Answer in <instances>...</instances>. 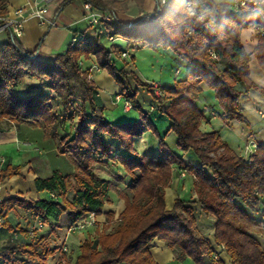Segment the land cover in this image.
<instances>
[{"label":"trees","instance_id":"trees-1","mask_svg":"<svg viewBox=\"0 0 264 264\" xmlns=\"http://www.w3.org/2000/svg\"><path fill=\"white\" fill-rule=\"evenodd\" d=\"M70 1L63 0L57 11ZM85 1L111 12L115 20L106 25L107 29L128 44L142 41L153 48H170L192 66L187 77L174 87L160 88L162 95L168 96H156L151 85L139 81L134 72L117 67L113 53L120 55L122 49L115 44L105 45L104 34L96 33L92 38L80 35L72 47L44 59L40 55L43 40L29 51L8 32L0 40V118L17 125L41 127L45 138H57V151L70 158L74 171L67 174L54 169L48 176H37L36 189L45 196L4 198L0 203L4 224L9 226L8 216L18 207L46 223L58 224L65 219L68 226L90 212L103 214L111 201L112 182L95 173L94 166L115 160L130 175L127 189L132 195L125 196L122 222L112 233L86 239L75 264H159L150 251L155 239L164 241L179 261L190 258L196 264H223L213 241L200 233L196 206L215 217L214 243L223 247L231 264H264V249L257 236L264 234V144L258 145L248 158L235 154L218 131L202 130L206 111L196 102L201 84L206 83L215 91L224 116L243 121L240 97L251 89L264 93L250 78V54L241 39L242 30L252 26L258 38L254 54L264 68V20L253 14L257 7L264 11V0H244L245 7L237 6L242 13L214 0H168L165 5L156 0L153 12L135 20L119 18V0ZM190 2L207 4L210 14L205 21L189 14ZM137 3L143 5L145 0ZM7 12V0H0V17ZM92 56L100 68L116 78L122 95L141 112V120L112 123L106 118V108L90 77L91 68L80 66V61L85 63ZM25 78L49 83V87L45 86L49 93L18 95L14 89ZM131 80L149 87L157 110L171 121L170 131L175 133L181 153L170 150L164 139L158 156L136 151L135 139L146 130L159 133L137 100L139 88H134ZM54 97L64 110L74 100L78 102V124L72 136L58 135V104L52 102ZM116 140L128 155L116 153ZM189 151L196 155L199 165L184 159ZM22 167L6 164L0 170V183L20 174ZM181 171L193 176L196 199L178 196L168 209L166 189ZM106 214L110 217L114 213ZM28 225L25 235L32 240L17 237L0 246V261L26 264L37 259L47 264V259L58 251L44 237H31Z\"/></svg>","mask_w":264,"mask_h":264},{"label":"crops","instance_id":"crops-1","mask_svg":"<svg viewBox=\"0 0 264 264\" xmlns=\"http://www.w3.org/2000/svg\"><path fill=\"white\" fill-rule=\"evenodd\" d=\"M61 3L62 1L60 0H7V15L9 16L14 14V10L17 7L41 4L47 6V16L55 22L53 26L44 25L36 16H29L25 22L23 34L18 37L19 41L27 50L34 51L40 44L41 40H43L40 55L53 56L55 52L64 51L69 48L71 38L75 34H78V36L84 35L88 38H92L96 34L95 30L84 18L85 10L83 0H71L58 12L57 10ZM255 15L264 20V14ZM241 39L246 51L250 54V78L256 86L264 89V68L260 65L254 54L258 42L254 28L252 26L244 28L241 33ZM177 61L180 66L178 65L175 70V72L179 70V73H176V75L181 73L183 65L187 64L190 68L192 66V64L187 62L184 58L178 57ZM93 64H98L95 56H92L84 63L86 67H91ZM92 79L98 88V95L103 106L106 110L113 111L116 108L114 95L121 91L118 81L108 72L107 69L100 67L92 72ZM204 89H209V86L206 83L201 84V92ZM239 102L241 113L244 117L243 121L238 119H227L224 116V109L220 103L218 109H215L213 106H199L206 112L207 110L209 112V116L207 117L206 115V118L202 120L201 128L204 132H211L207 131L208 124L217 122L216 127L213 128L212 131H218L235 154L248 158L258 145L264 144V93L256 89H251L240 97ZM155 105V103H151L149 110L144 107L142 108L149 113L151 118L153 115H156L165 121L164 130L163 132L160 131V134H164V136L168 135L172 132L170 131L171 121L166 115L155 109ZM8 122V120L0 118V170L8 163L23 165V167L20 174L7 178L0 183V197L4 199L11 195H20L27 199H36L39 196H45L46 193L37 191L35 179L39 174L34 172V170H31L33 164L25 159L23 156V149L21 150L23 147H20V142H28V140L25 139L26 134L23 131V127L25 126L23 124L17 125ZM204 125L206 126L203 127ZM32 127L34 128L35 126L28 125V132L33 129ZM150 131L151 130H146L144 135L136 138L134 145L139 154L158 156L161 153L162 146L160 145V147L154 148L148 146L146 139L149 136ZM153 140L154 143H156V141L160 142L158 135H154ZM45 142L48 141L45 140ZM47 144L51 146L49 142ZM54 148H56V145H54ZM20 156L24 159L22 160ZM187 158H189V161H187ZM184 159L191 164L199 165V161L192 151L185 153ZM50 173L51 172L41 176H48ZM102 174V172L98 173L99 176ZM101 177L111 180L110 177ZM27 192L31 197L25 196ZM178 196L184 199H196L194 178L192 175L186 173L184 177H181L179 173H176L171 187L166 189V205L168 209H171L174 206L175 200ZM106 207L107 206L105 205L104 209ZM110 207L111 205L106 211H111L112 208ZM23 211L24 214L29 213L30 215H33L25 209H23ZM196 211L200 233L208 236L213 241V245L219 256L222 258L223 255H225L223 258L231 264V259L226 251L223 250V247L217 246L214 243V231L216 225L215 217L202 212L199 206H196ZM13 213H15V211ZM11 217L12 212L8 216L9 222L11 221ZM103 217V215H99L100 220L103 219ZM86 232V230L80 231L81 236L77 234L78 231L71 233L67 232L61 247L57 251L58 255H63V257L67 259L72 257L73 261L71 262L72 264H75L78 255L81 253V244L86 239L90 238L84 236ZM64 246L67 248L66 251H63ZM150 251L159 264L179 261L176 259L174 252L160 239H155L153 241V246ZM187 259L188 258L185 260Z\"/></svg>","mask_w":264,"mask_h":264},{"label":"rangeland","instance_id":"rangeland-1","mask_svg":"<svg viewBox=\"0 0 264 264\" xmlns=\"http://www.w3.org/2000/svg\"><path fill=\"white\" fill-rule=\"evenodd\" d=\"M112 2L113 0H108ZM121 1V6L117 9V14L119 18L123 20H135L141 14L153 12L156 8L157 1L156 0H145L143 5H139L137 0H119ZM216 3L232 8L235 12L242 13L243 9L238 8L235 5V2H241L242 0H214ZM243 5L242 7H245ZM253 14H264V11H261L258 7L254 10ZM257 16V15H255ZM6 36V35H5ZM2 36V39L5 38ZM104 38V44L108 47L112 45H118L122 50L128 51V57H122L120 50V55L117 53H113V57L115 63L119 69H124L128 72H134L139 81L146 82L153 88V84L157 83L161 87H174L178 81L184 80L189 71L190 67L186 64L182 66L181 73L176 75V68L178 65L177 58L178 56L176 53L168 48L158 47L153 48L149 45H145L142 41L140 43H127L122 41H116L115 43H111L108 41L107 37ZM65 51V50H64ZM62 52V51H60ZM59 53V52H55ZM44 59H49L51 56L41 55ZM85 66V65H84ZM83 66V67H84ZM1 80V77H0ZM133 87H138L139 92L137 94V100L142 105V107L149 110L151 103H155L153 94L149 91V87L139 85L135 80H131ZM49 83H43L35 78H25L24 82L17 87H15L14 91L20 95L25 96L35 92H44L49 93L47 87ZM45 86H47L45 88ZM161 87H159L158 95L155 93L156 96L162 95ZM52 94H55L52 92ZM115 96V95H114ZM162 96H168V94L163 93ZM52 102L54 104H58L57 116H58V135L59 137L63 136H72L75 133V127L78 124L79 112L76 110V105H78L77 100H74L73 104L66 110H64L61 106H59V100L57 98H53ZM197 104L199 106H213L215 109H218L219 102L217 101V97L215 91L209 87V89H204L198 96ZM155 109L157 107L155 106ZM106 118L112 123H120L126 121H134V120H141V112L137 108H133L131 110H126L124 108V101H119L116 103V108L113 111L105 110ZM207 117L209 116V112H206ZM153 121L154 126L157 128L159 133L160 142L156 141L154 143L153 136L157 135L152 130L150 131L149 136L147 137V144L150 148L160 147L161 140L164 139L167 146L170 150L175 151L177 153H181V151L177 147L176 143V135L172 131L170 134L165 135L160 134V131L163 132L165 127V121L159 118L156 115H153L151 118ZM9 123V122H8ZM217 122H213L212 124L209 123L207 126V131H212L213 128L216 127ZM11 124V123H10ZM23 127V131L25 132V139L28 142H20L21 150L23 151V156L26 160L32 162L31 170L37 172L39 175H46L54 169H59L64 173H71L74 171V166L72 161L67 155H62L57 151V148H54L58 139H47L44 137V131L41 127H32L33 129L28 132L27 130L28 125ZM204 125L203 127H205ZM28 132V133H27ZM146 132V131H145ZM144 135V133L142 134ZM141 135V136H142ZM29 137V138H28ZM110 137H107V139ZM47 140L48 142H45ZM112 140V139H111ZM135 146V145H134ZM162 146V145H161ZM163 148V147H161ZM114 149L116 153L121 155H128V153L120 148L118 141L116 140L114 143ZM162 151V149H161ZM188 156V155H187ZM23 160L24 158L20 156ZM189 161V158H187ZM95 173L102 172L103 174L100 176H106L111 178L112 182V192L110 193L111 201L110 203L106 204V208L104 209L103 219L96 228L90 227L86 229V233L84 234L85 237H90L92 239H97L99 233H112L114 232L118 226L121 224V213L126 207L125 196L132 194L128 191L127 185L130 181V175H128L122 167L114 160L110 162H98L94 166ZM26 197H31L28 192L25 195ZM111 205V211L114 213L113 216H107L108 207ZM124 208V209H123ZM24 208L18 207L15 213L12 212L11 221L9 222V227L6 224H3L2 228L0 229V246H3L10 242L12 238H24L28 241L32 240L29 239L25 235V229L28 224L34 223L35 216L24 214ZM68 224L65 219H62L58 224L54 221H49L45 225L44 228L38 230L37 238L44 237L45 241H47L51 247L60 248L62 242L67 235L68 232ZM80 235V231L78 233ZM81 236V235H80ZM260 242L262 243L264 249V234L257 235ZM81 238V237H80ZM19 240V241H20ZM98 248L101 249L100 245ZM225 255H223L224 257ZM222 257L223 264H230L225 258ZM64 260V261H62ZM72 257L67 259L63 257V255H58L56 252L55 255L51 256L47 260V264H72ZM0 264H11L5 263L0 261ZM26 264H42L40 260H35L33 262H29ZM167 264H196L192 259L188 258L183 262L174 261Z\"/></svg>","mask_w":264,"mask_h":264},{"label":"built area","instance_id":"built-area-1","mask_svg":"<svg viewBox=\"0 0 264 264\" xmlns=\"http://www.w3.org/2000/svg\"><path fill=\"white\" fill-rule=\"evenodd\" d=\"M59 1V0H55ZM63 1V0H60ZM160 4L165 5L168 0H158ZM246 2L242 0L241 2H235V6H243ZM84 5V18L88 21L89 25L95 30V33L98 34H104L108 41L111 43H115L116 41H122L127 42L128 41L123 38L122 36L116 35L112 32H110L106 25L114 22V16L111 12L104 11L102 9H99L95 7L91 2L85 1L83 3ZM187 11L191 16L199 17L201 20L205 21L207 17L209 16V9L205 2H190L187 6ZM48 8L46 5H39L36 4L34 6H20L15 8L14 14L12 16L5 15L0 17V40H2V36H5L8 32L15 35L16 37H19L23 34L25 22L28 19L29 16H36L39 18L40 22L44 25L53 26L55 24L53 19H50L47 16ZM79 36L78 34H75L70 41V47H72L78 40ZM128 51L123 50L121 52L122 57H128ZM80 66H84V63L80 61ZM90 77L92 78V72L99 68L98 64H93L91 67ZM176 73H179V70L176 71ZM159 87H161L159 84L155 83L153 84V89L155 93L159 92ZM119 101H124V108L126 110L133 109V105L129 99H127L125 96L122 95L121 92H118L114 96V102L117 103ZM257 149V148H256ZM251 152V155L255 153ZM186 174L185 171H181L180 175L181 177H184ZM3 201V198L0 197V203ZM5 222L4 215L0 211V229L2 228L3 224ZM102 224V222L99 219V215L95 212H90L83 217H81L78 221L71 224L68 228V233L75 232V231H82L86 230L90 227H97L99 224ZM47 223L40 218H37L34 223H30L28 225V233L31 237L37 236L38 230L45 227ZM17 238V237H16ZM16 238H12L11 240H14ZM67 248L64 246L63 251H66Z\"/></svg>","mask_w":264,"mask_h":264}]
</instances>
